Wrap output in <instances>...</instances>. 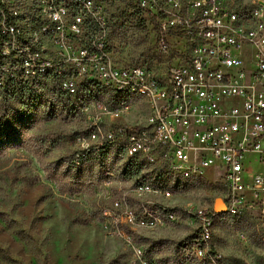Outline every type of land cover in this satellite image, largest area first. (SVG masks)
<instances>
[{
	"label": "built area",
	"instance_id": "built-area-1",
	"mask_svg": "<svg viewBox=\"0 0 264 264\" xmlns=\"http://www.w3.org/2000/svg\"><path fill=\"white\" fill-rule=\"evenodd\" d=\"M34 2L43 3V12L33 15L41 21L45 50L30 49L28 40L19 37L8 2L0 0L2 80L25 68L18 83H30V77L52 69L50 79L38 81H51L69 96L87 85L88 78L112 82L114 92L135 82L151 90L149 123H141V118L119 123V115L131 106L86 105L81 115L88 119L87 137L77 141L89 138V147L76 154L78 162L96 153L122 164L123 170L126 164L160 167L157 172H166L173 183L202 176L219 182V196L195 205L175 202L177 189L131 181L140 172L122 177L129 181L126 190L107 194L100 208L110 230L131 243L143 230L184 220L191 227V249L199 264L220 260L212 243L215 225L246 221L255 234H264V0L251 9L227 0H135L157 30L158 54H169L168 35L184 42V63L170 68L114 57L101 0ZM19 47H26V56H19ZM157 84H164V91H157ZM97 123L111 127L117 145L125 148H98L105 142L94 141ZM112 177V171L105 170V184L110 185ZM216 198L221 210L214 207Z\"/></svg>",
	"mask_w": 264,
	"mask_h": 264
},
{
	"label": "rangeland",
	"instance_id": "rangeland-1",
	"mask_svg": "<svg viewBox=\"0 0 264 264\" xmlns=\"http://www.w3.org/2000/svg\"><path fill=\"white\" fill-rule=\"evenodd\" d=\"M9 12L32 14L28 0H5ZM109 19V42L113 56L124 63L170 68L184 63V42L169 36V54L157 53V30L138 8L135 0H101ZM234 7L251 9L258 0H227ZM17 10V11H16ZM157 62V63H156ZM21 79L14 70L2 80ZM45 76L30 78L29 85ZM45 87L53 84L43 81ZM56 88V87H54ZM0 90V106L9 103ZM78 93V92H77ZM76 93V94H77ZM109 96L112 94L107 92ZM75 94V95H76ZM113 107L106 95L84 100L79 110L68 112L50 96L32 110L19 106L22 120L3 128L0 140V264H199L193 257L191 227L182 220L161 228L143 230L129 243L110 230L100 215L107 194L126 190L122 164L110 157L76 160L81 148L89 147L88 119L81 115L89 103ZM119 123H133L145 116L140 100L125 98ZM116 107H118L116 105ZM103 129L111 132V127ZM114 175L105 184V170ZM157 170L143 167L131 179L153 183ZM167 176V174H166ZM176 180V179H175ZM181 180V179H180ZM173 199L179 204H209L219 196V182L211 176L181 181ZM242 234L243 238L239 235ZM212 243L220 254L217 264H264V234L257 235L244 222L215 225ZM139 250L142 256L139 257Z\"/></svg>",
	"mask_w": 264,
	"mask_h": 264
},
{
	"label": "trees",
	"instance_id": "trees-1",
	"mask_svg": "<svg viewBox=\"0 0 264 264\" xmlns=\"http://www.w3.org/2000/svg\"><path fill=\"white\" fill-rule=\"evenodd\" d=\"M54 85L49 87H45V84L40 81H35L29 85H21L16 81L7 82L4 90L3 96L7 100H14L18 103L19 106H23L27 108V111L32 110L36 105L42 104L47 100V96L52 97L53 102L59 104L63 107V109L68 112H75L80 109L84 100H89L92 98H102L106 95V98L112 102V106H116L117 104L123 102L127 96L116 94L112 91H109L101 86H97L94 83H87L82 88H78V93L73 96L66 95L62 93L59 89L54 88ZM111 93L109 96L107 93ZM116 94V95H115ZM119 96V97H118ZM124 97V98H123ZM19 106L15 107L14 105H10L3 103L0 106V140L3 138V128L13 127V125L19 123L22 118L21 116L23 112L20 110ZM93 155L92 158H104V156L99 154H90ZM89 155L82 157V162L87 159ZM80 160V161H81ZM82 163L79 162V165ZM142 168L141 164H126L124 166V170L122 172L123 178L129 179L133 178L136 174L140 172ZM155 178L153 179L154 183L162 184L167 187H171L174 190L178 189L180 184L179 182H174L166 177V172L159 171L155 173Z\"/></svg>",
	"mask_w": 264,
	"mask_h": 264
},
{
	"label": "bare ground",
	"instance_id": "bare-ground-1",
	"mask_svg": "<svg viewBox=\"0 0 264 264\" xmlns=\"http://www.w3.org/2000/svg\"><path fill=\"white\" fill-rule=\"evenodd\" d=\"M28 2L31 4V7L35 6L34 13L43 12L42 2H34V0H28ZM9 14L14 16V24L16 29H18L19 31V37H24L26 40H28V42L30 43V49L45 50V33L41 29V21H37L33 13L26 15L25 13L22 14L21 12H11L10 10ZM19 56H26V47H19ZM14 71L18 73L19 78L22 79L25 77V68H17ZM38 76H45L47 78H51L52 69H44L42 72H38ZM87 83H94L97 84V86L99 85L109 91L114 92V84L112 82L100 83V80L97 78H88ZM78 88L76 89L75 93L78 91ZM157 91H164V84H157ZM114 93L127 96L128 98L140 100L143 103L145 110V116L143 118V121L141 120V123H149L151 121V90L146 89L144 87L143 82H135L134 86L120 85ZM123 105L124 102L117 104L118 107H121ZM126 111L130 112L128 108H126ZM103 124L104 123H97L96 125H94V141L96 143L105 142V145H99L98 148H125L124 146L117 145V139L113 137L112 131L108 133L104 131Z\"/></svg>",
	"mask_w": 264,
	"mask_h": 264
},
{
	"label": "water",
	"instance_id": "water-1",
	"mask_svg": "<svg viewBox=\"0 0 264 264\" xmlns=\"http://www.w3.org/2000/svg\"><path fill=\"white\" fill-rule=\"evenodd\" d=\"M214 207H215L216 209H219V210L222 209V203H221L220 198H216L215 203H214Z\"/></svg>",
	"mask_w": 264,
	"mask_h": 264
}]
</instances>
